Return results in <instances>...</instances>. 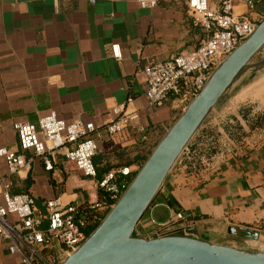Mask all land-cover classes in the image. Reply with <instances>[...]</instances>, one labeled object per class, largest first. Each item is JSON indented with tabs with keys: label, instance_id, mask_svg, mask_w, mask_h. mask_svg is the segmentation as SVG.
I'll return each mask as SVG.
<instances>
[{
	"label": "crops",
	"instance_id": "crops-1",
	"mask_svg": "<svg viewBox=\"0 0 264 264\" xmlns=\"http://www.w3.org/2000/svg\"><path fill=\"white\" fill-rule=\"evenodd\" d=\"M187 2L160 0L157 8L145 9L137 0H0V149L32 158V151H21L14 126L36 125L51 113L66 123L93 122L99 148L96 179L63 156L51 171L34 160L16 175L2 161L13 195H32L40 209L57 198L66 205L87 204L100 199L98 178L122 168L138 170L135 162L144 150L162 139L187 107L173 96L152 107L144 76L149 65L195 51L207 38ZM209 5L218 10L220 0ZM234 11L260 24L264 0L252 9L236 5ZM258 81L256 91L243 90L219 109L218 104L211 123L191 143L193 150L203 147L211 166L196 172L193 161L180 159L145 224L168 220L172 210L184 212L191 218L189 237L236 249L237 244L264 248V80ZM123 104L139 120L110 136L105 125ZM230 226L259 231V241L228 236ZM0 264L21 260L1 243Z\"/></svg>",
	"mask_w": 264,
	"mask_h": 264
},
{
	"label": "built area",
	"instance_id": "built-area-1",
	"mask_svg": "<svg viewBox=\"0 0 264 264\" xmlns=\"http://www.w3.org/2000/svg\"><path fill=\"white\" fill-rule=\"evenodd\" d=\"M145 9H155L160 0H137ZM256 0H220L218 10H212L209 0H188V10L194 22L207 38L199 48L189 53L149 65L144 70L147 83V99L152 107H161L170 97H176L188 106L205 88L215 70L256 31L258 23L235 14L236 5L254 8ZM113 56L120 57L118 47ZM132 100L129 99L128 103ZM139 120L137 112L128 110V104L114 110V118L105 125L108 135L123 133ZM15 131L22 152L32 151L27 158L22 153L0 149V244L11 255L18 256L21 264H62L84 244L89 237L90 211L106 214L119 202L132 180L131 168L107 173L96 187L103 191L105 201L87 204H64L61 198L48 201L40 209L32 195H13L1 168L4 161L10 175L29 169L34 160H40L46 171L54 169L57 156L74 163L83 175L90 179L98 177L94 158L99 150L93 138L97 126L93 122L76 120L66 123L55 113L39 120L16 123ZM193 140L191 141V143ZM191 143L180 159L193 161L196 172L207 170L211 158L203 147L193 150ZM202 145V144H201ZM202 148V149H200ZM194 158H197L195 160ZM145 218V217H144ZM138 224L135 236L147 240L167 236H189L190 216L184 212L171 211L164 222L151 219Z\"/></svg>",
	"mask_w": 264,
	"mask_h": 264
},
{
	"label": "water",
	"instance_id": "water-1",
	"mask_svg": "<svg viewBox=\"0 0 264 264\" xmlns=\"http://www.w3.org/2000/svg\"><path fill=\"white\" fill-rule=\"evenodd\" d=\"M264 48V20L213 73L203 91L162 137L130 186L77 252L62 264H264V252H247L189 236L147 240L135 236L169 174L207 118ZM228 236L257 242V230L230 226Z\"/></svg>",
	"mask_w": 264,
	"mask_h": 264
},
{
	"label": "rangeland",
	"instance_id": "rangeland-1",
	"mask_svg": "<svg viewBox=\"0 0 264 264\" xmlns=\"http://www.w3.org/2000/svg\"><path fill=\"white\" fill-rule=\"evenodd\" d=\"M259 79L264 80V48L258 53L251 63L249 64L248 68L239 76V78L235 81L233 86L230 88V90L227 92L226 96L223 98V100L219 103V106L217 109L221 108L226 101L233 99L234 97H237L243 90L246 92H249L251 90L256 91L257 85L259 84ZM217 111V110H216ZM212 115H210L204 125L202 126L205 128L208 126V124L212 121ZM148 216V215H147ZM145 218H149V217ZM4 245L5 243L2 242ZM237 248L239 249H245L243 251L247 252H264V248L257 247H246L242 244H237Z\"/></svg>",
	"mask_w": 264,
	"mask_h": 264
},
{
	"label": "trees",
	"instance_id": "trees-1",
	"mask_svg": "<svg viewBox=\"0 0 264 264\" xmlns=\"http://www.w3.org/2000/svg\"><path fill=\"white\" fill-rule=\"evenodd\" d=\"M256 4V2H255ZM263 17H264V12H263ZM264 19V18H263ZM261 122L264 123V116L261 119ZM161 137L158 138L153 144H151V146L144 150V154L139 158V160L137 162H135V165L138 166V170L143 166V164L147 161L148 157L151 155V153L153 152V150L156 148V146L158 145V143L160 142ZM96 161H94L95 163ZM96 166V165H95ZM105 173L108 172L109 169H105ZM98 172V171H97ZM137 174V172H134L131 175V180L135 177V175ZM103 177L98 178V181H101ZM100 194V201H105V196L103 195V191H99ZM90 224H89V228H88V233L89 235L98 227V225L100 224V222L103 220V218L106 215V212L104 211H90Z\"/></svg>",
	"mask_w": 264,
	"mask_h": 264
}]
</instances>
